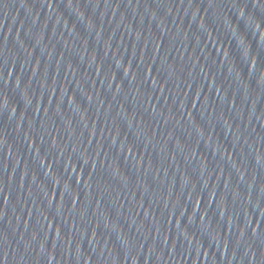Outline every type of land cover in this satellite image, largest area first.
<instances>
[{
    "label": "water",
    "instance_id": "water-1",
    "mask_svg": "<svg viewBox=\"0 0 264 264\" xmlns=\"http://www.w3.org/2000/svg\"><path fill=\"white\" fill-rule=\"evenodd\" d=\"M0 264H264V0H0Z\"/></svg>",
    "mask_w": 264,
    "mask_h": 264
}]
</instances>
